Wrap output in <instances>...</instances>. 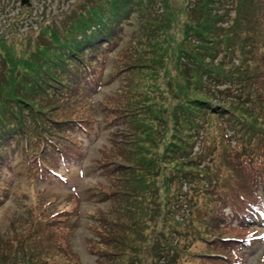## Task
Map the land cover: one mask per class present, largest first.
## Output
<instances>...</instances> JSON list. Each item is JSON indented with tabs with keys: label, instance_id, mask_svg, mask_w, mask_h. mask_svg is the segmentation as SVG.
Segmentation results:
<instances>
[{
	"label": "rangeland",
	"instance_id": "obj_1",
	"mask_svg": "<svg viewBox=\"0 0 264 264\" xmlns=\"http://www.w3.org/2000/svg\"><path fill=\"white\" fill-rule=\"evenodd\" d=\"M28 1L22 5L20 0H0V84L2 79L13 84L20 77L16 74L32 68L41 69L43 74H62L66 72V58L86 63L95 88L83 91L80 84L86 76L76 80L74 67L79 64L75 63L73 75L66 81L62 78L64 83L55 78L42 85L50 90V98H38L45 107L39 106L38 111L44 114L37 117L47 125L53 120L69 121L74 132L79 128L75 122L91 121L97 130L85 135L73 152L67 148L69 142L63 145L65 154L68 149L76 156L67 164V184L56 178L42 184L34 172L17 165L14 173L6 176L11 187L0 203V236L1 242L11 244L13 262L156 264L152 246L164 240L169 249L178 241L182 243L176 247L180 255L176 264H227L232 258L225 259L227 249L213 244L227 236L228 247L241 251L233 264H264V232L259 237L256 232L246 234L248 227L254 230L253 217L249 216L248 225L242 227L224 224L214 199L210 200L212 195L206 194L205 186L198 182L206 177L197 173V180L180 182L172 176L179 170L202 171L207 164L204 154L209 152V179L231 185L237 180L245 185L228 163L225 151L230 145L215 114L208 103H199L202 99L214 103L199 84L202 72L188 66V74H183L181 59H177L178 55L192 58L197 63L192 61L190 65L204 71L220 68L217 60L222 56L228 18L225 9L212 13L224 24L210 28V22H206L207 37L220 49L209 42H192L193 38L187 36L184 0H132L134 13L128 9L126 19L118 23L120 29L86 42L85 49L75 55L67 50L75 44L69 31L60 38L53 31L69 20V9L79 14L85 4L94 7L97 0ZM115 3L98 1L108 12ZM74 4L79 7L74 9ZM98 13L95 11L96 17ZM204 15L210 16V12ZM231 20L237 25L235 16ZM258 22L252 16L249 21H241V61L251 57L250 48L257 46L256 41L264 56V35L252 34L258 31ZM191 27L193 32L201 31L194 24ZM49 36L54 42L46 48ZM56 43L62 46L56 49ZM169 47L177 55L174 59L173 55L171 59L164 56L166 48L165 52L172 53ZM224 51L227 55L223 60L232 68L233 54L227 46ZM102 54H107L105 60L100 58ZM108 74H112L109 79L100 81ZM63 93L66 96L60 99ZM258 112L255 108L243 115L264 128V116L257 118ZM21 150L15 152L12 147L4 160L13 158L18 163L21 158L16 155ZM192 154L197 160L188 162ZM63 174L58 177L63 178ZM163 177L171 179L168 187H164L166 182L161 186ZM3 256L0 249V258Z\"/></svg>",
	"mask_w": 264,
	"mask_h": 264
},
{
	"label": "trees",
	"instance_id": "obj_2",
	"mask_svg": "<svg viewBox=\"0 0 264 264\" xmlns=\"http://www.w3.org/2000/svg\"><path fill=\"white\" fill-rule=\"evenodd\" d=\"M98 1L94 7L91 4H85V8L80 10L79 14L76 10L73 13L69 9V20L63 22L62 27L58 31L56 29L53 31V35L59 38L63 37L62 34L66 30L69 31V34L73 37L71 41L76 45L68 47L67 50L74 52L75 55L85 49L86 42H94L97 37L108 34L111 30L120 29L118 23H123L126 19L125 17L129 14L128 9L133 10L130 11L131 14L135 10L132 0H113V2L117 3L109 12L101 9ZM144 1L147 0H141L140 3ZM209 1L212 4H208ZM221 2L223 3L221 4ZM183 3L186 11L187 22L185 23V31L187 36L193 38L192 42H209L215 46L214 48L219 49L220 46L212 43L206 35V22H210V28H213L216 23L224 24L225 22L217 21L218 16H214L212 13L219 14L223 9L226 11L228 18L227 23H225L224 30L226 33L223 47L227 46L233 54L231 64L234 66L232 68H228V62L223 60L227 55V51H224V48L221 50L222 56L217 60L220 68L212 72L190 65L192 61L194 63L197 62L192 58L182 57V55L177 56L173 52V47H169L172 53L169 51L165 52L167 48L163 53H165V58L171 59V55H173V59L175 56H177V59H181L183 74H188L186 69L188 66H190L189 70L195 68L196 71L202 72L199 75L202 76L203 81L199 84L204 88L205 94H209L210 98L214 99V103L207 102L204 99L199 101V103H208L209 109L215 114V120L219 124L222 136L227 145H230L229 149L225 151V154H228V163L232 167L233 173L242 177L245 185L242 187L237 180L236 184L231 185L228 181L219 183L217 178L209 179L211 177L208 165L211 162V158L208 156L209 152L204 154L207 157V164H205V168L202 171L197 169L195 171L179 170L175 171L172 176L180 182L197 180V173L206 177L205 180L199 179L198 182L205 186L203 191H206V194L212 195L210 200L214 199L216 207L220 210L223 223L242 227L243 225H248L247 219L252 213H257V210L264 209V128H261L256 123L249 122L243 115L244 113L253 112L256 108L259 110L257 118L264 116V56L260 53V43L256 41L259 39L255 40L253 38L257 42V46H251L250 48V56L253 57L246 58L244 61L239 60V53L242 50L238 42L243 40L241 37L244 32L239 36L242 30L241 21H249L251 16L255 18V21H260L258 22V31H254L252 34L264 35V13H262L264 0H184ZM207 4L210 6L207 7ZM214 4L217 6L212 7L211 5ZM74 7L76 9L79 6L74 4ZM95 11H99L97 17L94 14ZM208 12H210V16H205L204 13L207 14ZM233 16H235L237 25L231 23L233 22L231 20ZM143 17L145 16L139 18V22ZM178 21L181 22L180 19ZM192 24L200 27L201 31H191ZM50 36L48 45L45 46L46 48L54 42L53 39H50ZM254 40L251 39V43ZM59 45L62 46L59 43L54 46L59 49L57 47ZM258 55L259 58H257ZM56 58L60 59L61 55L56 56ZM100 58L105 60L107 54H102ZM255 58H257V61H252ZM251 61L255 62L253 63L255 64L254 66H252ZM52 63L56 65V61L52 60ZM75 63H78V61L74 60L73 57L66 58V72L62 74H43L41 69L32 68L27 69L22 74H16L20 77L16 78L13 84L2 79L0 84V203L6 198V190L9 191L11 187L6 176L14 173V165L34 172L36 180L42 184L48 185L47 182L52 181L54 178L67 184L66 173L69 171L67 164L69 162L72 163L76 159V156L71 154V152L76 150L77 144L82 143V138L85 135H92L97 130L93 127L91 121L88 123L75 122V126H79V128L74 132V129L69 125V121L53 120L50 125H47L44 119L37 117L44 114L43 111H38V109L45 107L43 101L38 100V98L46 100L50 98L48 96L50 90L42 86L47 85L48 81H54L57 78L59 82L64 83L62 78L66 81L67 76L73 75L75 71L78 74L76 80L80 76H86L83 81L84 84H80L83 91L95 88V85H92L89 79L88 74L91 70H88L87 64L78 63L79 65L75 66L73 71L72 66ZM84 72L86 74H83ZM111 75L108 74L106 77H101L100 81L109 79ZM95 81H98V78ZM256 94H258L259 101H257ZM56 96V93L53 94V98H56ZM65 96L66 94L63 93L60 99ZM35 106H37L36 109ZM190 119L191 117L187 118V120ZM67 142L70 143L67 148L70 147L72 151L69 152L67 149L66 155L63 152V148H65L64 146L67 145ZM12 147H14L15 152L20 149L23 150L22 154L21 150L16 155L21 158L18 163H15L13 158L11 160L8 157L6 160L3 158L4 155L10 153V150L12 151ZM175 147L178 148L176 145ZM187 160L188 162H195L197 159L195 160L192 154ZM61 172L64 173L63 178L58 177ZM55 174L57 176H52ZM170 180L168 177H163L161 186L166 182L164 187H168ZM103 196L106 197L108 195L103 194ZM256 220H259V217H256ZM255 232L249 227L246 230L247 235ZM1 239L2 237L0 236V249H2L4 256L0 258V264H15L13 262L14 259L10 257L11 244L1 242ZM227 239H229L227 236L220 237V240H215L213 244L214 246L223 245L227 249L225 259L232 257L228 258L229 262L227 264H233L235 260L237 261L236 258L241 255V251L234 249L233 246L230 249ZM180 245L182 243L178 241L176 247ZM243 245H241V249L244 248ZM176 247L169 249L164 240H159L152 246L154 255L157 256L156 264H176L180 258ZM210 254L207 253L206 255ZM5 256L10 258L5 259Z\"/></svg>",
	"mask_w": 264,
	"mask_h": 264
},
{
	"label": "water",
	"instance_id": "obj_3",
	"mask_svg": "<svg viewBox=\"0 0 264 264\" xmlns=\"http://www.w3.org/2000/svg\"><path fill=\"white\" fill-rule=\"evenodd\" d=\"M23 4L27 3V0H21Z\"/></svg>",
	"mask_w": 264,
	"mask_h": 264
},
{
	"label": "bare ground",
	"instance_id": "obj_4",
	"mask_svg": "<svg viewBox=\"0 0 264 264\" xmlns=\"http://www.w3.org/2000/svg\"><path fill=\"white\" fill-rule=\"evenodd\" d=\"M29 1L27 0V3H28ZM244 247H246L245 245H244Z\"/></svg>",
	"mask_w": 264,
	"mask_h": 264
}]
</instances>
